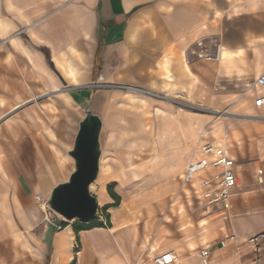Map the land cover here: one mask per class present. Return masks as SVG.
Masks as SVG:
<instances>
[{
    "label": "crops",
    "instance_id": "crops-1",
    "mask_svg": "<svg viewBox=\"0 0 264 264\" xmlns=\"http://www.w3.org/2000/svg\"><path fill=\"white\" fill-rule=\"evenodd\" d=\"M218 47L219 59L197 54ZM263 72L264 0H0V264H152L166 251L176 264H203L204 247L210 264H264V240L259 252L247 243L264 231V121L246 115L264 117L248 91ZM114 83L234 108L245 120L209 128L171 101L150 103ZM86 109L103 120L90 188L103 216L83 223L38 196L49 199L75 171L69 152ZM141 110L152 116L145 126ZM203 141L226 149L239 186L221 208L171 205L178 189L159 185L179 188ZM140 181L146 188L127 189ZM109 183L121 190L117 206Z\"/></svg>",
    "mask_w": 264,
    "mask_h": 264
},
{
    "label": "built area",
    "instance_id": "built-area-1",
    "mask_svg": "<svg viewBox=\"0 0 264 264\" xmlns=\"http://www.w3.org/2000/svg\"><path fill=\"white\" fill-rule=\"evenodd\" d=\"M203 46V43H199ZM221 49L218 47L216 54L206 53L204 50L197 53L199 57L207 60L221 58ZM248 91H253L254 106L264 107V72L249 83ZM221 114H229L227 111ZM264 121V118H255ZM198 153H194L188 162L187 168L180 177V184L173 194L171 205L183 199L197 200L206 208L217 209L226 205L231 198L232 191L239 186L238 177L234 171V159L227 155L226 149L218 151L213 142L203 141L199 144ZM38 200L45 207H50L49 199L38 196ZM103 216L97 212V217ZM108 225L106 220L102 222ZM234 238V237H232ZM264 240V231L248 239L247 243L255 252H259L260 243ZM222 241V245H225ZM203 264H210V250L204 247L200 250ZM136 264H148L141 258ZM152 264H176V257L172 251H166L153 258Z\"/></svg>",
    "mask_w": 264,
    "mask_h": 264
},
{
    "label": "water",
    "instance_id": "water-1",
    "mask_svg": "<svg viewBox=\"0 0 264 264\" xmlns=\"http://www.w3.org/2000/svg\"><path fill=\"white\" fill-rule=\"evenodd\" d=\"M102 126L101 115L86 109L74 148L69 152L76 169L68 181L53 189L49 198L50 207L69 221L88 223L97 218L99 203L90 188L100 172Z\"/></svg>",
    "mask_w": 264,
    "mask_h": 264
},
{
    "label": "rangeland",
    "instance_id": "rangeland-1",
    "mask_svg": "<svg viewBox=\"0 0 264 264\" xmlns=\"http://www.w3.org/2000/svg\"><path fill=\"white\" fill-rule=\"evenodd\" d=\"M83 88H84L83 86H80L78 88L76 87L75 90L79 91V90H82ZM108 88H111V89H122L126 93H130V94L135 95V96H140V97H142L145 100H149L150 103H160V101H164V100L165 101H171L179 109H182V112H192V113H196L200 117H203L205 126H207L209 128L213 127L218 122H223L224 123V121H227V120H230V119H244V117L239 114L240 112L238 110H235L234 108L230 109V107H228L226 109L216 111L213 108H209V107H205L203 105L187 102V101L183 100L180 97L173 96V95L168 94V93H162V92L154 91V90H151V89H146V88H143V87H138V86H133V85H126V84H120V83H114L113 85H108ZM245 98L242 99L239 102V104H241V105L243 104V106L245 105L244 107L246 108L250 104L246 103V99ZM237 103H238V101H237ZM147 108H148V106H144L143 110L147 109ZM143 110H141V115L140 116H141V121H142V123L145 126V124L149 121V119H152L151 118L152 116L149 113H143ZM222 111H227V112H229V114H225V115L221 114L220 112H222ZM254 120L258 121V119H254ZM108 136L109 135L105 134V137H108ZM143 136H144L143 140H140L141 136H136V137L140 141H149V140L151 141L152 140L150 138L151 137L150 135L144 134ZM138 139H136V140H138ZM112 141H113V139H112ZM149 152H150V150L146 149L144 151H141V154L143 153L144 156H146L147 154H149ZM176 179H178V178L176 177ZM177 184L178 183L176 181H169L167 183H161L159 185V188L171 187L170 190H174L175 191L176 189H178V187L176 188ZM145 185H146L145 183H142L140 181V182H129V183H127L126 186H127L128 190H131L132 188H138V187H140V189H144V188H146ZM105 186H106L105 183L101 184L100 189H99L100 196H103V193L105 192V189H104ZM93 187H94L93 189L95 190L96 189L95 186H93ZM127 189L124 188L123 192H125V191L127 192ZM108 190L109 191H113V192L121 191L119 189V187H118V183H109L108 184ZM119 193H121V192H119ZM172 195H173V193H172ZM114 202H116L115 198H114ZM100 208H102V206H100ZM106 212H107V210H106ZM106 212H105V214H106ZM175 219L176 220L180 219V216L179 215L176 216ZM108 223H109V221H107V224Z\"/></svg>",
    "mask_w": 264,
    "mask_h": 264
},
{
    "label": "trees",
    "instance_id": "trees-1",
    "mask_svg": "<svg viewBox=\"0 0 264 264\" xmlns=\"http://www.w3.org/2000/svg\"><path fill=\"white\" fill-rule=\"evenodd\" d=\"M110 194L112 195V197H114L115 199H116V202H115V204H113L114 206H117V205H119V202H120V200H119V196L115 193V192H113V191H110ZM113 205H106L105 207H104V211L105 210H107L109 207H111V206H113ZM108 218V217H107ZM101 225L103 226V223L101 222ZM76 228H79L78 226H76Z\"/></svg>",
    "mask_w": 264,
    "mask_h": 264
},
{
    "label": "bare ground",
    "instance_id": "bare-ground-1",
    "mask_svg": "<svg viewBox=\"0 0 264 264\" xmlns=\"http://www.w3.org/2000/svg\"><path fill=\"white\" fill-rule=\"evenodd\" d=\"M225 54H227L226 51L223 53V55H225ZM165 74H166V73H165ZM246 115H247V116H250V117H253V118H258V117H259V118H260V117H261V118H264V117H262V116H258V115H252V114H246ZM246 115H245V116H246ZM206 130H207V129L205 128V129H204V133H205ZM128 210H129V209H128ZM128 210H127V211H128ZM123 211H124V210H123ZM114 215H115V214H114ZM117 216H118V215H117ZM125 222H126V221H125Z\"/></svg>",
    "mask_w": 264,
    "mask_h": 264
}]
</instances>
